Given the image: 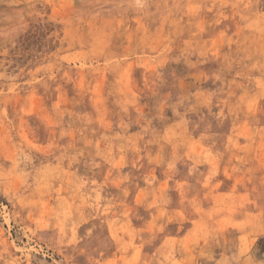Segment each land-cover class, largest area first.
I'll return each mask as SVG.
<instances>
[{"label":"rangeland","instance_id":"rangeland-1","mask_svg":"<svg viewBox=\"0 0 264 264\" xmlns=\"http://www.w3.org/2000/svg\"><path fill=\"white\" fill-rule=\"evenodd\" d=\"M0 264H264V0H0Z\"/></svg>","mask_w":264,"mask_h":264}]
</instances>
